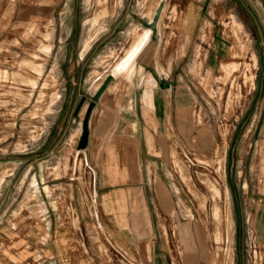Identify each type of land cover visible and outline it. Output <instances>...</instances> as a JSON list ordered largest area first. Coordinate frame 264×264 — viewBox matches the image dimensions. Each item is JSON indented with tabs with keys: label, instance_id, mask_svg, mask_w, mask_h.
<instances>
[{
	"label": "rangeland",
	"instance_id": "obj_1",
	"mask_svg": "<svg viewBox=\"0 0 264 264\" xmlns=\"http://www.w3.org/2000/svg\"><path fill=\"white\" fill-rule=\"evenodd\" d=\"M38 1L30 24L17 23L23 6H0V27L16 31L0 46V262L74 230V264H149L151 237L138 254L116 249L95 199L97 132L139 81L161 143L154 239L170 264H264V0ZM56 29H73L70 48H54ZM157 82L185 89L181 128L172 101L150 119Z\"/></svg>",
	"mask_w": 264,
	"mask_h": 264
},
{
	"label": "crops",
	"instance_id": "obj_2",
	"mask_svg": "<svg viewBox=\"0 0 264 264\" xmlns=\"http://www.w3.org/2000/svg\"><path fill=\"white\" fill-rule=\"evenodd\" d=\"M9 1L11 4L16 3L17 7L23 6L25 8L23 13L18 14L17 23L30 24L38 16H43L44 10L41 1ZM1 2L2 0H0V6H2ZM1 18L2 16H0V24L7 22ZM7 29L0 27V46L4 42L10 44V41L16 37H14L15 30ZM191 34H194V31ZM54 37L55 49H68L72 46L74 31L72 29V31L59 32L56 29ZM20 39L18 40L21 43ZM95 45L94 42L85 54H82L81 46H78L80 49H78L79 61L81 57L89 55ZM57 56L58 53L54 57L55 60ZM79 65L77 63V66ZM165 85H169L170 88H166ZM136 86L137 91L131 89V94H127L121 99L118 108L113 107L115 109L113 117L111 116L113 122L111 121L106 126L105 121L102 124L103 127L97 132L107 136L103 139L101 146L100 170L95 194L96 203L99 205L97 211L99 216L101 213L105 218L106 228L116 249L138 254L142 241L151 237L150 253L146 254L145 262L170 264L167 246L154 239L157 231L152 219V216L156 214V202L162 198L160 194L162 191L161 184L164 183L159 176L158 162L161 161L153 154L154 151L161 150V143L157 139L156 132L147 126L146 105L143 101L145 85L138 81ZM185 92V89L180 85L157 82L154 88L153 110L150 112V119L156 120L157 125L164 118L167 119L172 101L177 106V127L181 128L183 123L181 120H183L186 111L187 94ZM89 104L91 105V103ZM89 104L84 106L80 115L81 119L91 108ZM92 132L94 133L93 130ZM151 140L152 143H150ZM76 215L79 217L77 212ZM147 217L150 219V226L153 231V235L149 237L144 235V232L149 231ZM73 232L72 234L69 232L58 234L54 239H48V234L45 239L46 242L33 247L30 244L25 247L23 243L9 246V253L5 255L0 264H36L37 260L35 259L38 257V253L46 255L44 261L38 264H74L76 242ZM78 241L87 252L86 243L80 239Z\"/></svg>",
	"mask_w": 264,
	"mask_h": 264
},
{
	"label": "bare ground",
	"instance_id": "obj_3",
	"mask_svg": "<svg viewBox=\"0 0 264 264\" xmlns=\"http://www.w3.org/2000/svg\"><path fill=\"white\" fill-rule=\"evenodd\" d=\"M153 21V20H152ZM147 32H145L146 34ZM144 34V35H145ZM149 37V33L146 34L145 38L138 41V43H136L133 47V50L130 54V56H128V60H130L131 58H133L136 54H138V52L141 50V48L144 46V44H146L147 38ZM137 57V56H136ZM82 130V127L80 126V128L78 129L77 133L80 134Z\"/></svg>",
	"mask_w": 264,
	"mask_h": 264
},
{
	"label": "water",
	"instance_id": "obj_4",
	"mask_svg": "<svg viewBox=\"0 0 264 264\" xmlns=\"http://www.w3.org/2000/svg\"><path fill=\"white\" fill-rule=\"evenodd\" d=\"M159 13H160V11L158 12V15H159ZM158 15H157V17L155 18V21L153 22V24L151 25L152 28H156V27H157ZM109 82H110V79L107 80V81L105 82V84H104L105 86H103V88L98 92V94H97L98 96L96 97V100L99 99L101 93L104 91V88L107 87V86L109 85ZM165 87H166V88H170L169 85H165Z\"/></svg>",
	"mask_w": 264,
	"mask_h": 264
}]
</instances>
